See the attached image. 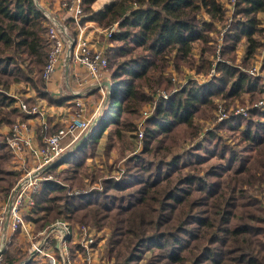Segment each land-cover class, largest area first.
Instances as JSON below:
<instances>
[{
  "label": "trees",
  "instance_id": "trees-1",
  "mask_svg": "<svg viewBox=\"0 0 264 264\" xmlns=\"http://www.w3.org/2000/svg\"><path fill=\"white\" fill-rule=\"evenodd\" d=\"M97 1L82 0L81 24L118 27L106 53L112 84L107 97L112 100L105 117L52 168L56 179L36 196V217L26 218L38 227L63 216L74 225L110 228L106 256L112 264H264V210L254 196L264 190V110L232 117L187 150H182L185 140L179 131L185 127L190 133L184 136L196 138L197 118L212 112L216 100L227 107L248 99L254 106L263 98V80L235 62L243 40L248 44L244 66L264 47L259 18L264 0L236 1L219 52L212 33L225 18L223 0H118L95 11ZM48 31L49 21L36 0H0V125L30 118L18 112V99L9 93L12 84L27 83L49 105L73 99L56 100L47 92L42 77L50 50ZM216 57L217 75L209 81L190 80L175 88L166 75L169 68L179 71L183 65L208 74ZM158 89L169 97L159 95L155 112L145 121L143 149L127 162L133 171L121 180L101 181V189L71 194V186L60 180L81 184V169L106 131L122 140L125 133H138L135 120ZM15 114L19 120L8 117ZM217 130L234 132L237 141L224 145ZM11 158L7 143L0 140V201L16 182L7 166ZM61 166L66 168L58 171ZM21 264L38 261L25 258Z\"/></svg>",
  "mask_w": 264,
  "mask_h": 264
},
{
  "label": "rangeland",
  "instance_id": "rangeland-1",
  "mask_svg": "<svg viewBox=\"0 0 264 264\" xmlns=\"http://www.w3.org/2000/svg\"><path fill=\"white\" fill-rule=\"evenodd\" d=\"M52 1H55V0H50L49 7H44V5L40 3V0H36V3L41 9H43L45 15H50L51 17L55 18L57 16L53 14L52 7L54 4H52L53 3ZM66 2L70 4V0H67ZM222 6L225 12V18L222 22H219L216 24L215 30L212 33V37L215 39L216 45L219 43V38L221 34L223 33V31L226 32L227 27L230 26V24L232 23L233 17H232L231 11L235 10L233 0H223ZM63 7H65L64 4H63ZM259 18L261 20V24H262L261 26L264 29V14H260ZM113 28L118 30L117 26H113L111 29ZM111 29L109 30L106 29L103 31L101 30L102 31L101 33H103L104 36H101L99 41L103 43V47L97 49V51H103L104 53H107V51L114 46V42L113 44H110L111 38L108 39L107 37V34ZM260 39L264 42V38H260ZM68 44H69V41H68ZM109 45L111 46L109 47ZM247 48H248V44L246 40H243L238 46V50H237L238 59L236 60L235 64L238 65L242 71H244L250 76H252L250 72L258 74L257 78L262 79L263 84H264V79H263V76H264V67H263L264 66V47L260 48L257 54L255 55V57L251 58L248 61L247 65L244 66L242 65V61L245 60L247 56ZM68 50H69V46H68ZM194 52L196 54V59H199L198 58L200 55L199 50L197 49ZM216 60L219 61L220 58L216 57L213 60V62H215ZM197 61H198L197 63L202 64L201 60H197ZM216 63L217 62H215L214 64L212 63L213 65L212 67L210 66L208 74L204 73V74L198 75L196 74V72L191 71L190 69L186 68L185 65H183V67L179 71L175 69L174 67L169 68L166 72L167 73L166 75L172 79V82L175 84V88L177 86L185 84L186 82L190 80H195L198 83H203L204 81H209L215 75H217L215 72ZM76 66H78V68L75 67V69H77L76 73L78 74H75L76 77H74L73 83H70V84L68 83V86L73 88L74 93H78L77 94L78 100L82 104V109H83L82 115L88 123L91 122V126H90L91 128L93 125H96L97 123H99L101 118L103 119L105 117V112L103 111H105V109L107 108L106 107L107 101L112 100V99H108L107 97V95L111 93V85H112L111 77H110L108 68L103 70L102 76L100 79V84H101V87H100V84L98 81L89 79L86 67L79 66V65H76ZM64 67L65 65L60 68L61 75L59 77V80H62L64 77V74H63ZM55 79H56V76H55ZM65 84H66V81H65ZM29 91H30V96L32 95L33 98L28 100L29 95L27 94ZM161 91L162 89H158L155 94L153 93L154 100L149 102L148 104H144V106L140 110L139 116L135 120L136 127L139 126L140 124V127H141L140 131L143 134V137L145 133V124H146L145 121L147 120V118L152 116V114L155 112L157 102L159 101L158 97L159 95L164 93ZM9 93L11 94V96L27 104H29L27 101H30L33 99H36L37 101L36 92L25 82L12 84L10 87ZM168 94L169 93L165 92L164 98L168 96ZM263 98H264V94H263ZM43 103L45 104V102ZM44 104H43V107H44ZM222 105H224V101L216 100L215 108L213 109L212 112H210L209 114H204V116L197 118L196 125H198V127L200 128V132L196 138L189 139V137L184 136V133L189 134L190 130L186 129L185 127L179 128L180 129L179 130L180 139L185 140L182 144L183 145L182 150H187L190 147L196 145L198 141L203 140L205 136L208 135L209 131H214L216 130V127H218L219 125L226 124L229 121V119L232 118L231 116H233L236 113L238 108H243V107L246 108V106H251L248 99L245 100L244 104H241L239 101H236L235 103L227 107L226 105L224 106ZM30 106H33V105H30ZM45 106L46 107L48 106L47 102ZM13 107H16V105ZM75 107L76 106L73 102L70 104L68 108L66 106L62 108V110L64 109L69 110L71 112L69 113L70 114L69 116H72L74 115L73 113L76 112L78 108V107L77 108ZM221 109H225V110L220 111ZM251 111L252 109L246 108V112H248L247 114H249ZM60 114L62 113L58 111L57 115H60ZM69 116H64V118H62L61 120L65 121L67 118H69ZM8 117H12L15 120L20 119L19 115H16V114L14 116L8 115ZM28 120L29 119H27L26 121ZM12 127H13L12 125H8L6 123H3L2 125H0V140L2 142L7 143V138L10 135ZM216 132L218 136L221 137V139L223 140L224 145L226 144L232 145L233 143L237 141V137H238V135H236L237 133H235L234 135L236 136L233 137L232 134L234 132L230 130H217ZM138 133L136 130L134 132L125 133V137L122 140L120 137L115 135V132L113 130L106 131L99 140L100 142H99L98 148H95L93 150L92 154L88 157V159L86 160V163L83 165L84 167L81 169L82 171H81L80 177H82V179L79 178L81 181V184L77 185L75 181H72V183L70 182L65 183V182H61L62 180H60V183L67 186L68 188H70L69 187L70 185L71 188L73 189L70 192L72 194L74 192H78L83 189L86 191L93 190V189L94 190L101 189V186H102L101 181L109 177H114L117 180H121L123 177H125L126 173L133 171V169L131 170L128 169V165H127L128 159L134 154L139 155V153L143 149L144 138L143 137L140 138ZM81 138L78 141H80ZM77 142L75 144H77ZM75 144L70 145L67 151H69V149H71ZM14 160L15 159L12 156L11 161L7 164V166H8V169H10L11 171L15 173L16 182L14 184L13 189L9 193L8 197L0 201V215L3 214L6 218V223L4 224L3 231H2V235H5V236L7 235L8 213L7 212L1 213V209L3 207L7 208L8 205H10L15 195L14 189L16 188L19 181L21 182V178L25 172L23 169V164L17 161L14 163L13 162ZM64 168H66V166H61V168L58 171ZM60 178L62 179L61 176ZM55 179H56V175H55ZM254 196H256L260 200V205L262 209L264 210V190L260 193H254ZM35 207H36V202L33 208V213L32 214L30 213L24 216V220L29 226V232L24 233V232L19 231L15 233L12 237H10V239L8 238L6 239L7 244L4 245L5 253H4L3 259L0 262V264L16 263L18 260H21V263H23L25 258L27 259L30 257L31 249L33 250L34 244H37V242L40 241L43 237H48L49 235H51V238L54 239L52 248L49 250L50 252L44 251L43 255L45 257H42L41 260L38 262V264H50L49 258L45 255V253L47 252L48 254L55 255L56 264H112V262L108 261L107 256H106L108 241H109V238L111 237L110 228L108 227L98 228V227H95L89 224L88 225L86 224L85 225H74L69 220L67 221V219H65L63 216H61L58 220H56L49 226L38 227V225L33 220H28L26 218L28 216L30 217L34 216V218L36 217ZM46 219H48L47 216H46ZM59 221H64V222L67 221L71 225V228L73 231L72 238L65 243V246L68 248L66 250V253H67L66 259L63 258L64 256L63 252L61 254V251H59V248L61 247H59V245L57 246V241L55 240V234L51 233L50 231L53 229V226ZM84 227L88 229V233L86 234L84 233V230H83ZM87 234L89 235L88 237H87ZM91 239H94L95 244L93 247L87 245V244H90ZM151 254H152L151 252H148L147 257L152 256ZM144 263L145 261L141 262V264H144Z\"/></svg>",
  "mask_w": 264,
  "mask_h": 264
},
{
  "label": "built area",
  "instance_id": "built-area-1",
  "mask_svg": "<svg viewBox=\"0 0 264 264\" xmlns=\"http://www.w3.org/2000/svg\"><path fill=\"white\" fill-rule=\"evenodd\" d=\"M236 1L237 0H233L234 6ZM64 6L67 11L71 13L74 23L78 26V37L75 39L74 48L70 53H68V41L70 42V37L67 28L57 20V17H55V19L50 15H45L49 21L48 36L50 38V50L46 66L43 71V79L45 80L46 85L52 83L55 79L57 71L60 70V68L69 60L70 65L73 63L75 65L86 67L89 79L98 81L100 84L102 71L108 68L109 62L106 53L94 50L85 36L86 28L81 24L82 18L84 17L82 0H70V4L66 2L64 3ZM231 12L233 13V11ZM115 30L116 29L113 28L108 32V39L111 38L113 33L117 31ZM224 34L225 31H223L219 38V46H217L218 52L221 49ZM250 73L253 77H257L258 75L252 72ZM164 93L163 97L165 96ZM167 98L168 96L164 99ZM74 103L78 107L76 112L73 113L74 115L69 116V118L61 122V127L55 129L53 133H49V131L54 128V125L48 120L46 110L43 106L38 103L30 106L21 100H18L16 103L20 112L30 117L29 119L36 120L38 134H40L41 140L40 143L36 142V135L34 134L30 120L15 123L11 129L9 137L7 138L8 149L11 151L12 156L15 159L13 162L15 163L17 161L22 163L25 172L21 178V182L19 181L14 189L15 195L10 205H8L7 208L3 207L1 209V213H8V222L7 235L5 236L2 235V231L4 224L6 223V218L3 214H1L0 262L2 261L5 253L4 245L7 244L6 239H10V237L19 231L24 233L29 232V226L25 222L24 216L33 213L36 196L42 192L43 187L47 182L55 179L52 168L65 157L68 152L67 149L70 145L75 144L91 126V122L88 123L82 115V104L79 102L78 98ZM246 108L264 110V98L254 106H246ZM246 108H238L236 113L231 117H247L248 112H246ZM224 110L225 109H221L220 111ZM140 128L139 124L138 134L141 138L143 137V134L141 133ZM85 193L86 190H80L72 194ZM67 221L57 222L53 226V229L50 230L51 233L55 234L57 246L59 245V247H61L58 248L59 251H61V254L63 252L65 256H63V258L65 259L67 256L66 250L68 249L65 246V243L73 236L71 225ZM83 230L85 234L88 233L87 228L84 227ZM88 236L89 235L87 234V237ZM53 242L54 239L51 238V235L43 237L37 242V244H34L33 250L31 249V255L27 259H34L39 262L42 257H45L43 255L44 251L50 252L49 250L52 248ZM94 244V239H91L90 244L87 245L93 247ZM48 252L45 253V255L49 258V263L56 264L55 255L48 254Z\"/></svg>",
  "mask_w": 264,
  "mask_h": 264
},
{
  "label": "crops",
  "instance_id": "crops-1",
  "mask_svg": "<svg viewBox=\"0 0 264 264\" xmlns=\"http://www.w3.org/2000/svg\"><path fill=\"white\" fill-rule=\"evenodd\" d=\"M67 0H55L52 1L54 4L53 5V14L57 16L59 22L65 26L68 30V34H72L74 36V38L76 39L78 37V26L76 23H74L73 19H72V15L70 12L67 11V9L65 7H63V4L66 3ZM118 0H107V1H103V0H98L95 4H94V10L95 11H102L104 10L107 6H109L110 4H113L115 2H117ZM40 3L44 5V7H49L50 4V0H40ZM83 26L86 28L85 30V36L87 37V39L90 42V46L97 50L99 48L103 47V43H101L99 40L101 38V36H104L103 33H101L104 29H102L101 27H99L95 22H91L88 21L85 24H83ZM102 30V31H101ZM111 44V43H110ZM111 45H109L110 47ZM74 66V67H73ZM78 66H76L75 64H68V61L65 63V67H64V77L62 80H59V77L61 75L60 70L56 73V79L54 80V82L46 85L48 92H50L51 96L53 98H55L56 100L61 99L62 96H67L70 97L69 95H67L64 91V83L66 81V86L68 87V89L70 90L71 93L73 92V88H71L70 86H68V83H73V79L74 77H76L75 74L76 73ZM30 90V89H29ZM76 95L78 93H75ZM29 98L31 99L33 98L32 95L30 96V91L28 92ZM73 98V97H71ZM78 98V96L74 97L73 99L69 100L67 102V105H63V107L61 106H55V105H49L46 107V101L38 99L37 98V102L38 104H40L41 106H43V102H45L44 104V109L46 110L47 116H48V120L54 125V128L57 129L58 127H61V122H63L61 119L64 118V116H69L71 113L69 110H62V108L66 107L67 108L70 106L71 103L75 102V100ZM62 110V111H61ZM60 111L62 114L57 115V112ZM30 122L32 123V127H33V131L34 134L36 135V142L40 143L41 140V136L40 134H38V127L36 124V120L35 119H29ZM53 128V129H54ZM34 135V136H35Z\"/></svg>",
  "mask_w": 264,
  "mask_h": 264
},
{
  "label": "water",
  "instance_id": "water-1",
  "mask_svg": "<svg viewBox=\"0 0 264 264\" xmlns=\"http://www.w3.org/2000/svg\"><path fill=\"white\" fill-rule=\"evenodd\" d=\"M70 37V42H69V50H68V53L71 52V50L74 48V45H75V38L72 34L69 35ZM68 64H69V60H68ZM64 91L67 95H69L70 97H76L78 95H76L75 93H71L70 90L68 89V87L66 86V84L64 83ZM81 142V140L77 143L79 144Z\"/></svg>",
  "mask_w": 264,
  "mask_h": 264
}]
</instances>
